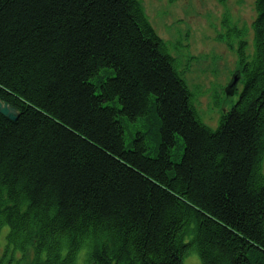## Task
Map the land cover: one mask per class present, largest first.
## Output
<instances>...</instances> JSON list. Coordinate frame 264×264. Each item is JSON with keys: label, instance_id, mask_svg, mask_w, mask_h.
I'll list each match as a JSON object with an SVG mask.
<instances>
[{"label": "trees", "instance_id": "16d2710c", "mask_svg": "<svg viewBox=\"0 0 264 264\" xmlns=\"http://www.w3.org/2000/svg\"><path fill=\"white\" fill-rule=\"evenodd\" d=\"M254 4V58L213 130L138 0H0V98L18 111L0 114L6 243L32 264H75L81 250L83 264H182L190 250L264 264Z\"/></svg>", "mask_w": 264, "mask_h": 264}, {"label": "rangeland", "instance_id": "374dc122", "mask_svg": "<svg viewBox=\"0 0 264 264\" xmlns=\"http://www.w3.org/2000/svg\"><path fill=\"white\" fill-rule=\"evenodd\" d=\"M138 1L156 34L177 58L178 69L193 94L200 119L216 129L221 115L236 102L243 88L242 81L230 87L233 74L254 58L255 0ZM239 71L236 77L243 75ZM0 101L6 102L1 98ZM7 228H0V260L4 264H32V250L25 254L6 243ZM83 256L81 250L75 264H82ZM182 264L202 263L196 251L190 250L182 258Z\"/></svg>", "mask_w": 264, "mask_h": 264}, {"label": "water", "instance_id": "95a60500", "mask_svg": "<svg viewBox=\"0 0 264 264\" xmlns=\"http://www.w3.org/2000/svg\"><path fill=\"white\" fill-rule=\"evenodd\" d=\"M234 79H236V77ZM232 84H235V82H233ZM0 113L14 120L17 118L15 117V115L18 114V111L6 102L0 101Z\"/></svg>", "mask_w": 264, "mask_h": 264}, {"label": "bare ground", "instance_id": "6f19581e", "mask_svg": "<svg viewBox=\"0 0 264 264\" xmlns=\"http://www.w3.org/2000/svg\"><path fill=\"white\" fill-rule=\"evenodd\" d=\"M218 1H220V0H218ZM256 16V15H255ZM241 67L242 66H239L237 69H241ZM235 77H236V73H234L233 74ZM235 77H233V79L235 78ZM236 78H238V79H232L231 80V83H233V82H235V83H237L238 81H242V83H244L245 81H244V77H243V75L242 76H239V77H236ZM185 81V80H184ZM185 83H186V81H185ZM243 86H244V84H243ZM231 87H235V85H231ZM228 90H229V92H231V89L230 88H228ZM5 116V115H4ZM18 116V114H16L15 115V117H17ZM6 118H8L7 116H5ZM8 119H10V118H8ZM12 120V119H11ZM2 226H7L8 228H7V230H6V234L8 233V230H9V226L7 225V224H2V225H0V228L2 227ZM6 234H5V236H6ZM6 240V239H5ZM87 247H90L89 245H86ZM199 256V255H198ZM200 258V257H199ZM83 264V263H82Z\"/></svg>", "mask_w": 264, "mask_h": 264}]
</instances>
